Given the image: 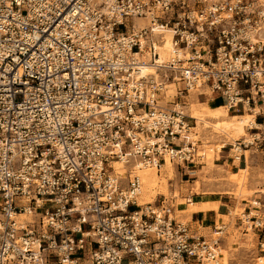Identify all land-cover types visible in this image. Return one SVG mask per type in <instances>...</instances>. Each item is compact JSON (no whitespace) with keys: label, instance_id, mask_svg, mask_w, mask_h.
I'll use <instances>...</instances> for the list:
<instances>
[{"label":"built area","instance_id":"1","mask_svg":"<svg viewBox=\"0 0 264 264\" xmlns=\"http://www.w3.org/2000/svg\"><path fill=\"white\" fill-rule=\"evenodd\" d=\"M171 82L257 108L231 152H264V0H0V264H222L221 236L139 201L133 162L200 156Z\"/></svg>","mask_w":264,"mask_h":264},{"label":"rangeland","instance_id":"2","mask_svg":"<svg viewBox=\"0 0 264 264\" xmlns=\"http://www.w3.org/2000/svg\"><path fill=\"white\" fill-rule=\"evenodd\" d=\"M144 21L136 20L139 24L145 23ZM179 87V84L176 88L174 87L175 91L171 95L166 92L161 100H167L165 104L168 101H185L186 112L190 115V107L193 103L202 106L201 102H206L214 107L222 102L219 100L215 103L213 96L216 94H212L208 89L193 90L185 92L183 96H178L176 89ZM228 111L230 114H242L245 111L253 113L250 110ZM191 124L194 126L191 132L192 140H198L197 151L200 155L199 159L197 157L195 161L198 164L193 169L190 168L192 172L195 170V173L190 172V170L186 172L187 167H180L177 165L178 163L174 162L176 169L172 179L168 180V192L157 195L153 202L158 203L165 196L175 206V217L190 224L191 213L180 212L181 209H186L189 206L186 198L192 197L195 201L194 194L229 192L234 203L230 204V213L224 216L223 224L217 223V226L228 224L226 230L223 231L225 228L221 229L220 233H217L219 230H212L211 228L200 231L207 237L221 236V261L226 258L227 264H264V229L255 227L253 224L256 214L264 209V183L262 181L264 152L261 149L257 151L255 148L246 151L248 170L246 173H240L242 179L236 181L232 177L230 168L223 165L224 162L219 159L218 154L220 149L231 152V143L235 140H224L222 136L214 132L212 124L197 121V118L196 120L193 119ZM248 131L251 133V130ZM241 139L243 138L237 140ZM244 165L243 167H245ZM244 174H246L245 177H243ZM78 264H92V262L89 256H86Z\"/></svg>","mask_w":264,"mask_h":264},{"label":"bare ground","instance_id":"3","mask_svg":"<svg viewBox=\"0 0 264 264\" xmlns=\"http://www.w3.org/2000/svg\"><path fill=\"white\" fill-rule=\"evenodd\" d=\"M171 43L170 37H167V40L164 42L161 48V59H166L170 55ZM151 70L150 67H145L144 71L147 72ZM178 85L177 82H171L169 90L167 89V94L171 95L175 91L174 87ZM167 97V96H166ZM168 99V98H167ZM167 100L162 101L166 103ZM202 106L197 104L191 105V116L197 118V121H204L205 123L212 124L214 127V132L219 136H222L224 140H237L239 138L250 139L251 134L248 131V127L256 124V112L257 108L254 109L253 113L245 111L242 114H230L226 105H217L210 106L206 102H201ZM218 147H221L218 145ZM113 164L116 167V170L119 173L125 174L129 169L126 168V165L121 160H115ZM133 169H136L142 178V190L141 195L139 196V201L141 204L150 203L155 200V197L159 194H166L168 192L169 181L172 179V176L175 172V163L170 161L167 162L161 167L157 168L155 166L150 167H141L139 162H133ZM248 170L247 167L240 168L238 172H233L232 177L234 180L242 179L240 173H246ZM192 173H195L193 171ZM169 175V176H168ZM243 176V175H242ZM244 174L243 177H245ZM264 183V176L262 178ZM177 195V194H175ZM189 202V206L185 209H181L182 213H193L199 210H210L212 208L217 209L218 202L216 201H207V202H196L192 197L186 198ZM226 258L222 260V264H227ZM68 264V263H66Z\"/></svg>","mask_w":264,"mask_h":264},{"label":"crops","instance_id":"4","mask_svg":"<svg viewBox=\"0 0 264 264\" xmlns=\"http://www.w3.org/2000/svg\"><path fill=\"white\" fill-rule=\"evenodd\" d=\"M213 100L215 103L216 101L219 102V100H222L220 104H225L226 102L225 97L218 96V95L216 96L214 95ZM224 151L221 149L218 151L219 159L223 160L224 166L230 168L231 173L238 172L240 168H243L244 164H245L244 166L247 167L248 161L245 162L243 158L240 160L234 159L233 152H228V151L224 152ZM197 164L198 163L196 162L185 163V166L187 167L186 172L189 171L191 167L193 169ZM190 172L192 171L190 170ZM194 198H196L195 200L196 202H207V201L218 202L217 209L212 208L210 210H199V211L191 213V217L189 221L190 225L195 228H200V230L209 229V228L214 230L218 222L223 224L224 216H227L230 213V206H231L230 204L234 203L233 197L227 191L214 192V193H198V194H194ZM263 213H264V209L260 211L259 214L263 215ZM224 226H225V229L223 231L226 230V228L228 227V224H224Z\"/></svg>","mask_w":264,"mask_h":264}]
</instances>
